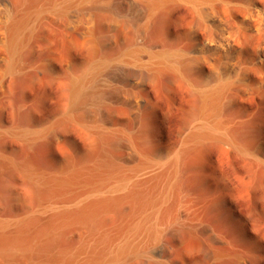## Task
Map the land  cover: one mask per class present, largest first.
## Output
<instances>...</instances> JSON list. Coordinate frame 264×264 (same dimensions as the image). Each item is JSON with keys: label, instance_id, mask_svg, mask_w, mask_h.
<instances>
[{"label": "bare ground", "instance_id": "6f19581e", "mask_svg": "<svg viewBox=\"0 0 264 264\" xmlns=\"http://www.w3.org/2000/svg\"><path fill=\"white\" fill-rule=\"evenodd\" d=\"M53 41L62 54L39 53ZM27 71L36 80L44 75L56 82L65 109L48 129L18 131L25 136L40 138L51 131L58 138L60 129L72 123L103 133L100 125L97 131L86 125V118L101 120L98 108L116 84L129 91L130 121L135 109L146 104L143 93L155 84L184 92L190 117L177 150L159 173L143 176L149 167L160 166L153 158H143L133 174L122 176H104L97 165L83 172L70 168L53 178L28 173L33 189L26 198L37 218L45 219L44 227L26 237L21 228L26 221L18 224L0 244L7 261L21 253L26 264H121L152 257L150 246L185 226L197 237L206 233L203 264H264L261 237L245 244L236 236L225 237L222 219L207 220L201 202L179 193L188 152L208 148L213 141L254 157L264 170V129L259 130L258 147L249 149L224 122L237 102L257 97L264 103V0H0V96L8 82ZM174 192L175 214L163 222L161 210ZM127 200L131 212L124 228L112 237L95 233L100 215ZM207 221L212 224L208 229L203 227ZM71 225L85 231L79 247L48 255L49 241ZM6 226H0V234Z\"/></svg>", "mask_w": 264, "mask_h": 264}, {"label": "rangeland", "instance_id": "374dc122", "mask_svg": "<svg viewBox=\"0 0 264 264\" xmlns=\"http://www.w3.org/2000/svg\"><path fill=\"white\" fill-rule=\"evenodd\" d=\"M55 41L43 45L39 53L62 54ZM81 56L85 60L86 52ZM44 77L36 80L32 71L20 74L7 83L0 96V226L7 225L0 234V244L19 229L21 222L26 221L27 225L21 227L26 237L39 234L44 227L45 219L37 218L39 214L26 198L33 189L28 173L53 178L70 168L83 172L97 165L104 176L130 175L143 158L160 161L159 167H149L143 176L159 173L168 156L177 150L190 117V103L184 92L155 84L143 93L146 104L135 109L130 121L126 116L129 91L116 84L110 88L105 105L98 108L101 120L86 118V125L94 129L100 125L106 130L103 133L72 123L60 129L58 138L51 131L40 138L25 136L18 131L48 129L65 109L60 87ZM224 122L239 143L256 149L261 141L259 130L264 129V103L257 97L237 102L225 114ZM180 184L179 193L201 202L199 209L207 220L215 216L223 220L225 237L236 236L243 244L258 237L264 242V170L254 157L213 141L208 148L188 152L182 163ZM48 187L44 185L43 189ZM177 198L178 193H172L171 200L162 208L163 222L172 220ZM130 212L127 200L118 210L102 213L94 232L115 236L124 228L123 221ZM211 225L207 221L203 227L208 229ZM84 237L80 226H65L49 241L47 254L71 252ZM207 246L205 232L197 237L187 227L179 226L173 233L166 232L160 244L150 246L152 257L131 258L121 264H203ZM26 263L25 254H17L13 262L0 254V264Z\"/></svg>", "mask_w": 264, "mask_h": 264}]
</instances>
